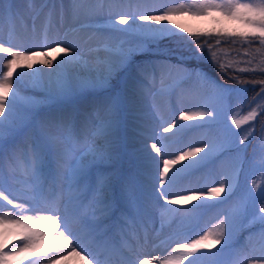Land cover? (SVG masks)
<instances>
[{"label":"rangeland","instance_id":"374dc122","mask_svg":"<svg viewBox=\"0 0 264 264\" xmlns=\"http://www.w3.org/2000/svg\"><path fill=\"white\" fill-rule=\"evenodd\" d=\"M143 1L145 5L139 11L117 10L122 6L133 9L137 3ZM178 2L188 3L189 0H178ZM0 5L5 7L3 15H0V39L5 42V46H8L9 28L14 26L15 38L12 44L19 50L39 53L47 50L48 47H55V42L62 41L61 47L71 46L75 56L79 58L78 62L71 64L66 62L60 65L59 61L63 54L58 55L59 49H57V52L50 53L56 59L49 68L39 63L43 58L37 55L34 57L35 63L32 69H27L25 66L23 74L13 78V88L18 90L21 99L13 109L12 124L5 125L4 135L0 138V146H2L0 163L3 164L8 177L5 187L11 192L10 198L20 197L15 200L16 203H27L24 197L30 196L31 193L26 192V188L32 181L28 176L22 175L18 167L16 173L9 176V167H16L18 160L31 162L44 158L48 166L40 180L47 178L45 188L54 184L56 191L63 194L65 202L69 197L72 198L71 206H74L76 213L83 215L89 224H96L101 231H106L107 238L118 243L123 233L131 232L130 227L122 226L112 230V220L101 217V220L97 221L96 217L100 215L98 211L95 216L93 215V210L99 208L94 189L101 175L108 176L111 181L108 195L116 209L113 215L117 214L119 207L123 205L137 216L136 218H140L144 211L146 196L155 191L159 192L157 165L159 170L163 169V162L159 159L160 154H157L151 145L154 143L157 147H161L162 144L168 145L170 154L164 158L169 160L179 155L181 151H187L188 147L207 151L204 146L213 145V133L197 123L198 117L193 115L194 109L211 107L209 109L211 116L221 117L228 113V103L235 101L241 105V110L233 109L227 118L218 123L222 143L231 148L193 166L177 180L173 187L178 188L175 192L178 196L179 194L197 195L199 199L183 205H169L171 209L181 210L167 212L165 223L158 218L152 229L153 235L162 237L163 241L175 230H179L178 227L188 228L194 222L195 227L188 228L185 233L190 235L191 239H195L217 224L221 217L225 218L226 224L228 210L244 197L249 189L257 193L251 203L249 215L252 210L264 205V192L261 188H252L253 181L258 185L261 184V171H264L258 167L261 156L264 155V150L261 148V141L264 138V117L257 128L253 127V121L242 125L239 129L231 123L234 114L239 119L247 115L249 109L259 102V98L245 101L241 84H222L214 80L213 92L207 97L197 91L195 84L174 83L175 76L182 74L187 68L183 62L156 57L142 62L130 58L123 66V71L115 72L112 75L113 80L109 79L107 83H96L68 95L56 91L55 83L59 77L73 82L97 80L106 63L117 60L118 53L115 48L121 42L124 44V41L118 37L120 33L111 28L109 12L113 14V18L116 13L160 15L161 11L158 10L175 6L171 0H104L103 11L90 12L81 9L76 13L73 11V0H0ZM8 5L11 6V18L6 10ZM173 16H180L188 21L189 28L200 26L201 17L187 13ZM170 27L175 28L176 32L183 31L181 28ZM45 28H47V40L44 39ZM193 38V36L177 35L172 36L170 41L179 47H190L194 54H205L211 58L208 51L211 43ZM235 41L237 42L235 47L211 44L221 63H231L234 69L249 68L253 65L264 67L262 63L264 54L255 52V49L260 48L258 41L244 43L240 37H236ZM197 43L201 45L199 49L196 47ZM7 59L10 57L0 54V74L7 70ZM249 60L252 64L246 63ZM40 69L43 71L38 77L31 74ZM162 81L163 87L166 88L164 93L160 91ZM220 89L226 93L222 98L217 95ZM113 98L119 99V106L116 111L110 113L109 104ZM26 100L29 103L26 104ZM213 101L214 107H212ZM181 112L189 113L191 118L179 120L176 126L164 132V128H168L173 119H178ZM4 115H7V112ZM109 120L115 122L107 138L113 154L112 160L103 167L92 168L79 190L74 188L69 192L66 170L71 161L70 157L65 155L69 142L64 138L71 135L73 154L80 156L90 146L105 143L103 138L95 136L94 133L102 122ZM249 127L252 128L253 135L244 144H240V139ZM163 151L162 148V153ZM204 151L197 153V157L186 158L180 163L188 164L190 159L197 160L204 155ZM149 156L158 157L155 162L157 175L152 181V184L157 182L155 186L158 187L151 189V185L148 186L142 176L146 170V168L143 170L144 162ZM239 161L241 164L238 183L234 190L229 191V177L234 172V164ZM176 167L179 165L170 168L169 173ZM51 169H57L54 177L49 174ZM221 182L225 185V191L218 196L209 197L208 190L219 187ZM261 187L264 188V185ZM129 190L135 192L137 196V205L131 209ZM177 195L170 196L169 199H175ZM10 208L11 206H6L4 212H8ZM18 214L37 215L35 212ZM118 219L127 224V220L122 216H118ZM202 220L204 221L201 226ZM227 231L225 228L226 233ZM250 233L256 232L240 230L238 238L233 240L234 246L243 244ZM147 234L150 235L149 232ZM8 239L15 240L16 237L9 235ZM220 247L221 245H217L210 251L216 253V249ZM230 258L228 253L197 256L194 264H226ZM23 264H28L27 260Z\"/></svg>","mask_w":264,"mask_h":264},{"label":"snow or ice","instance_id":"6c2138e0","mask_svg":"<svg viewBox=\"0 0 264 264\" xmlns=\"http://www.w3.org/2000/svg\"><path fill=\"white\" fill-rule=\"evenodd\" d=\"M175 6L168 7L161 11L160 15H140V14H120L116 13L115 18L109 12V22L112 29L129 35H138L142 37H151L152 39L163 38L166 34H177L175 28L168 27V24L175 25L176 28H181L183 32H187L190 36L197 39L201 35L216 36H238L244 43L258 41L260 48L255 49L256 53L264 54V0H189L188 3H180L178 0H171ZM104 0H73L74 13L85 9L90 12L103 11ZM7 12L11 18V6L8 5ZM5 7L0 5V15H3ZM191 14L201 17L210 22L212 25L209 28L193 30L184 25L177 24L171 19L173 15ZM138 21L145 22L143 24ZM155 22L160 24L159 28L153 27L147 22ZM162 21L168 23L161 24ZM124 25L125 27H120ZM15 38V28H9L8 46L0 39V54H5L10 59L6 62V71L0 74V138L4 135L5 125L12 124L13 109L18 100H20L18 90L13 88L14 76L19 77L23 74L24 67L32 69L35 63L34 57L39 55L43 59L39 63L52 67L55 56L50 53L57 52L63 54L60 65L66 62L71 64L78 62L79 58L75 56L71 46L61 47L62 41L55 42V47H48L43 52H28L19 50L12 44ZM44 39L47 40V28H45ZM207 43V41H205ZM217 40L216 44L219 45ZM199 49L201 45L197 43ZM213 46L209 44L208 51L213 62L217 63L222 71L230 68L231 63L225 64L219 61L217 53L212 50ZM113 51V49H108ZM115 51L118 53V58L115 62L106 63L101 69V74L97 80H78L73 82L67 78L59 77L55 83L56 91L62 95L72 94L76 91L86 89L96 83H107L111 76L118 68L123 67L130 59L133 48H124L123 42L117 45ZM247 54V53H245ZM246 63L252 64L249 60ZM264 63V62H262ZM20 69V71H17ZM43 70H36L32 75L38 77ZM239 72H261L264 73V67L253 65L249 68L236 69ZM199 76L200 74L197 73ZM160 89L161 93L166 91V88ZM261 85L259 92L253 97V100L259 98V102L247 113V115L237 118L234 114L231 123L237 129L244 124H249L254 121L258 115L264 114V80L259 81ZM11 94V95H10ZM225 91L220 89L217 95L221 98L225 95ZM29 103V101H25ZM119 99L113 98L109 104V112H114L118 109ZM7 112V115L4 113ZM198 117L206 115L211 116V113L198 112L193 114ZM191 116L187 112H181L178 119H173L168 128H164V132H168L172 127L176 126L179 120H188ZM114 121L102 122L96 129L94 135L101 137L105 143L97 146H90L88 150L76 156L73 154L71 135L69 134L64 139L69 142V147L65 150V155L70 157V163L66 170V179L68 181V191L72 192L74 188L79 190L81 184L88 178V174L92 168L105 166L112 160L113 154L110 149V144L107 141ZM182 127V125H181ZM231 130V129H230ZM253 135V130L249 127L246 134L240 139L239 143L244 144L250 136ZM207 151L201 148L188 147L187 151H181L179 155L173 159H165L169 155L168 145L162 144L157 147V144H152L151 148L159 155V159L163 162V169L158 168L159 193L165 202L164 216L170 211H180L181 209H171L168 206L172 204L183 205L190 203L192 200L199 199L197 195L181 196L177 199H169L170 196L176 195L172 191L173 185L177 180L190 168L199 164L202 161H207L218 149L219 145H205ZM162 148L164 149L162 153ZM261 148L264 150V138L261 141ZM2 150V146H0ZM204 151V155L198 157L197 160H189L188 164L180 162L186 158L197 157V153ZM153 159H156L153 157ZM174 165H179L171 173L169 169ZM48 165L44 158L25 162L17 161L16 167H9L8 175L16 173L17 167L24 176H28L32 181L26 188V192L31 193L30 196L24 197L26 204L16 203L15 200L20 197L10 198L11 192L5 187L7 176L4 173L3 165L0 164V264H23L27 260L28 264H60V261L66 260L68 256L80 257L83 264H152V260L160 259V264H194L197 256H215L219 253H228L230 259L226 264H264V205L259 208V213L252 215V220L249 222L255 223L257 220L262 225L258 233H250L245 238L243 244L234 246V225L238 220L245 219L250 212L252 201L256 198L257 193L249 189L247 194L237 201L232 208L227 212L226 219L228 223V231L225 232V218L221 217L217 224L213 225L203 235H198L197 238L191 239L190 235L177 231L169 235L165 240L159 243L151 242L146 229L133 230L130 233L122 234L121 240L117 243L111 241L106 236V231H101L96 224H89L83 215L74 211V206H71L72 198L69 197L67 202L64 201L63 194L57 192L55 185L47 184V178L43 181L40 177L44 175L45 168ZM259 169H264V155L259 161ZM57 169H51L50 175L55 176ZM30 173V176H29ZM261 184L256 181L252 182V188H261L264 192V171H261ZM238 183V173H234L229 177L228 189L231 191ZM111 186V181L108 176L101 175L94 189L95 199L99 205L98 209L93 210V215L99 212L96 217L97 221L109 219L114 214L116 209L108 195ZM225 191V185L220 183L219 187H213L208 190L209 197L218 196ZM9 193V194H6ZM129 205L130 209L136 207L137 196L135 192L129 190ZM6 206H11L8 212H4ZM254 213V210H252ZM35 212L36 216H27L18 213ZM41 212H47V215H40ZM102 222V221H101ZM73 225L76 226L74 230ZM80 232H83L89 240L100 249V252L93 254L89 248H85L80 244ZM143 233V234H142ZM16 237L15 240H9L8 236ZM75 241V243H74ZM223 241V244L221 242ZM151 243L153 250L163 246L168 249L167 255L162 259L153 256L151 260L148 258L141 259ZM238 243V242H237ZM175 245L172 247V245ZM221 245L216 249V253L210 250ZM79 249V250H78ZM207 250V251H205ZM87 251L92 256V260L88 256H83L82 253ZM35 257V258H32ZM103 257V259H102Z\"/></svg>","mask_w":264,"mask_h":264},{"label":"trees","instance_id":"16d2710c","mask_svg":"<svg viewBox=\"0 0 264 264\" xmlns=\"http://www.w3.org/2000/svg\"><path fill=\"white\" fill-rule=\"evenodd\" d=\"M212 25L210 22L204 18L200 20V26H195L192 29H204L209 28ZM120 27H124L121 25ZM115 32H118L114 29ZM118 37L121 41H124V47L133 48L135 51L131 55V59L136 62H142L150 60L151 58L162 57L168 60L183 62L186 65V69L180 75L175 76L174 83H183V84H195L197 86V91L205 96H210L213 92V81L216 80L222 84L236 85L241 84L243 87V94L245 101H250L256 95V93L260 90L261 85L259 81L264 80V73L259 71L250 73V72H239L236 71L232 66L225 71H222L218 64L213 62L211 58H209L205 54H194L192 49L188 46L179 47L174 42L170 41L172 36L183 35L190 36L187 32H176L177 34L171 35L166 34L163 38L152 39L151 37H142L138 35H129L122 32ZM194 37V36H193ZM236 37L238 36H216L212 35H201L199 38L203 39L204 42L211 43L212 45L216 44V41L219 40V45H223L226 47H235L237 42ZM196 37L193 40H199ZM124 67H120L117 69V73L122 72ZM197 73L200 75L198 76ZM113 80V77L110 78ZM214 101L212 102V107H214ZM209 108H201L194 109L195 113L205 112L210 113ZM241 105L237 104L235 101H231L228 103V113L219 117L212 116H204L198 117L197 123L203 125L207 131H211L213 133L212 144L219 145L218 149L212 156L215 154L228 151L231 146H227L222 143V134L219 129V122L222 119L227 118L230 115V112L233 109L241 110ZM240 109V110H239ZM251 110V108L249 109ZM264 114L258 115L257 118L253 121V127L257 128V126L263 120ZM241 161L234 164V173H238L240 168ZM232 174V175H233ZM235 188V187H234ZM234 188L232 190H234ZM231 190V191H232ZM255 213H259V208L254 210L250 215H248L243 220H238L234 225V236L233 240L238 238V232L242 229L251 230L253 232L258 233L261 229L262 225L257 220L255 223H249L252 220V215ZM225 228L228 230V223L226 219Z\"/></svg>","mask_w":264,"mask_h":264},{"label":"bare ground","instance_id":"6f19581e","mask_svg":"<svg viewBox=\"0 0 264 264\" xmlns=\"http://www.w3.org/2000/svg\"><path fill=\"white\" fill-rule=\"evenodd\" d=\"M144 5H145V2L143 1V2L137 3L136 6L133 7V9L132 8H126V7L122 6V7H118L117 10L120 12L132 11V10L139 11L140 9H142L144 7ZM115 9H116V7H115ZM171 19L175 20L177 24L184 25L186 27L189 26V22L185 21L180 16H172ZM138 23L143 24L145 22L138 21ZM147 23L152 24L153 27H156V28L160 27V24H156L155 22L150 21ZM165 23H168V22H166V21L161 22V24H165ZM170 26L175 27V25L168 24V27H170ZM155 158L156 159H153V157L150 158V156H149V158H147L146 162H144V165H143L144 166L143 170H145V168H146V170L143 172L142 176L146 180L147 185L148 186L151 185L150 189H151V187H158L159 186V185L155 186L157 182H154L152 184V181L156 178V175H157V171L155 169L156 168L155 162L158 159V157L155 156ZM0 164H2V163H0ZM3 169H4V167H3ZM4 173H5V171H4ZM97 178H98V176H97ZM177 189L178 188L173 187L172 191L177 192L178 191ZM158 193H159L158 191H155V192H152L151 194L149 193L146 196L147 200L144 203V206H145L144 211H143L142 215L140 216V218H136L137 216H134L128 209H126L125 206H123V205L120 206L118 211L116 212L117 214L112 215L109 219H106V220H112L111 221V229L116 230L122 226L123 227L129 226L131 229L130 231L146 229V231L150 233V235H148V236H149V239L151 242L159 243L160 241H162V237L161 238L160 237H154V235H153L154 232L152 230L153 227H155V224H156V221L158 218L162 219V221L164 223L167 219L166 214L164 216H162V212H164V208H165V202H164L163 198L158 195ZM179 197H181L180 194H179V196L177 195V197H175V199H177ZM113 206H114V204H113ZM39 214L40 215H47L49 213L41 212ZM118 216H122L125 220H127V224L120 222V220L118 219ZM203 221L204 220H202V222L200 223L201 226L203 224ZM104 224H105V222H104ZM190 227H192V228L195 227L194 222H192L188 228H190ZM73 228H74V230H76L75 225H73ZM188 228H184L183 226H181V227H178L179 230H175V232L180 231V232H183L184 234H186L185 232L188 230ZM79 234H80V241H79L80 244H82L85 248H89L93 252V254L100 252V249H98L95 246V244L92 243L89 240V238L83 232H80ZM74 243H75V241H74ZM174 246L175 245L173 244L172 247H174ZM167 251L168 250H166L163 246H161L160 248H158L156 250H153L151 247V243H150L147 252L144 255H142L140 258L141 259L148 258L149 260H151V258L153 256H156V257H160L162 259L164 256L167 255ZM83 256H88V259L92 260V256L89 255V253L87 251L83 252ZM102 259H103V257H102ZM60 264H83V261L81 260L80 257L68 256V258L66 260L60 261ZM93 264H95V261H93ZM152 264H160V259L152 260Z\"/></svg>","mask_w":264,"mask_h":264}]
</instances>
